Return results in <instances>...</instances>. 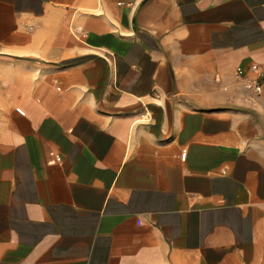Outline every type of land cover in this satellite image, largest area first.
Here are the masks:
<instances>
[{"label": "crops", "instance_id": "0c3cea01", "mask_svg": "<svg viewBox=\"0 0 264 264\" xmlns=\"http://www.w3.org/2000/svg\"><path fill=\"white\" fill-rule=\"evenodd\" d=\"M264 0H0V264H264Z\"/></svg>", "mask_w": 264, "mask_h": 264}, {"label": "built area", "instance_id": "2783aa9c", "mask_svg": "<svg viewBox=\"0 0 264 264\" xmlns=\"http://www.w3.org/2000/svg\"><path fill=\"white\" fill-rule=\"evenodd\" d=\"M253 73L251 77L245 76L241 72L237 71L235 77L240 80L245 88L251 89L256 93L262 91V79H264V66L257 63H252L249 67Z\"/></svg>", "mask_w": 264, "mask_h": 264}]
</instances>
